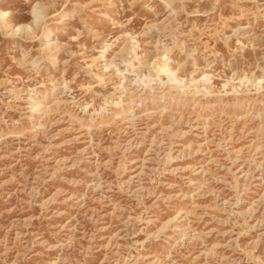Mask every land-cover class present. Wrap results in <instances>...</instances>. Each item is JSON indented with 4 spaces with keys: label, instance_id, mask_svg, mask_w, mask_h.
Returning a JSON list of instances; mask_svg holds the SVG:
<instances>
[{
    "label": "rangeland",
    "instance_id": "374dc122",
    "mask_svg": "<svg viewBox=\"0 0 264 264\" xmlns=\"http://www.w3.org/2000/svg\"><path fill=\"white\" fill-rule=\"evenodd\" d=\"M0 11V264H264V0Z\"/></svg>",
    "mask_w": 264,
    "mask_h": 264
},
{
    "label": "bare ground",
    "instance_id": "6f19581e",
    "mask_svg": "<svg viewBox=\"0 0 264 264\" xmlns=\"http://www.w3.org/2000/svg\"><path fill=\"white\" fill-rule=\"evenodd\" d=\"M36 12V11H35ZM39 12V11H38ZM38 14V13H37ZM4 15L5 13L0 11V17L4 20ZM38 20V19H37ZM5 21V20H4ZM5 27L7 26V24L4 22L3 24ZM65 53V52H64ZM169 56L165 53L164 57H163V63H160L161 65L157 66V74L158 76H161L162 74H167L171 80H177L176 77V73L172 70V68L170 67L168 61H169ZM167 77V76H166ZM179 81V80H178ZM43 104V103H42ZM39 105V104H38ZM122 115V114H121Z\"/></svg>",
    "mask_w": 264,
    "mask_h": 264
}]
</instances>
